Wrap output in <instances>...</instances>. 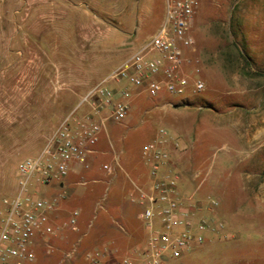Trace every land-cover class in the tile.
<instances>
[{
  "label": "rangeland",
  "instance_id": "374dc122",
  "mask_svg": "<svg viewBox=\"0 0 264 264\" xmlns=\"http://www.w3.org/2000/svg\"><path fill=\"white\" fill-rule=\"evenodd\" d=\"M165 11V0H0V220L3 200L18 192L20 162L38 154L63 119L82 115L89 89L151 39ZM192 34L187 91L132 93L127 118L108 120L98 142L102 163L117 169L119 159V177L76 188L96 191L93 224L109 219L148 238L142 205L123 199L127 218L117 222L106 209L130 185L125 170L139 183L141 170L149 172L142 148L165 128L180 137L200 215L226 228L163 264H264V0H202ZM197 79L201 92L192 88ZM212 198L220 202L214 210ZM57 240L61 250L38 243L36 260L22 264H60L73 239Z\"/></svg>",
  "mask_w": 264,
  "mask_h": 264
},
{
  "label": "built area",
  "instance_id": "2783aa9c",
  "mask_svg": "<svg viewBox=\"0 0 264 264\" xmlns=\"http://www.w3.org/2000/svg\"><path fill=\"white\" fill-rule=\"evenodd\" d=\"M201 1L165 0L164 21L151 39L89 89L78 106V109L84 106L81 116L73 112L63 119L41 151L20 162L18 192L3 200L0 264L33 262L37 258L34 246L38 243H46L47 252L53 253L57 247L51 239L66 228L79 232L80 210H73L61 224L54 223L50 214L58 208L64 195L46 196L42 189L67 178L77 164L89 167V156L96 153L107 121L127 118L131 110V86L138 94L147 92L152 97L166 93L182 95L187 91L189 77L185 64L187 52L195 44L192 31ZM205 87L202 79L192 85L194 92H201ZM159 133L142 148L152 179L150 185L144 188L133 182L137 193V198H133L143 205L140 217L149 229L148 248L139 252V257L125 256L121 264H163L205 242L208 233L226 228L225 222L207 220L199 214L202 207L194 194H182L180 172L173 166L167 149L168 144L173 142L178 147L179 142L165 128H160ZM104 169L109 173L114 171L110 164H105ZM219 203L212 198L208 207L214 210ZM81 241L80 238L78 242ZM77 245L76 242L63 252L60 264L80 255ZM103 256L100 250L83 253L87 264H104Z\"/></svg>",
  "mask_w": 264,
  "mask_h": 264
},
{
  "label": "crops",
  "instance_id": "0c3cea01",
  "mask_svg": "<svg viewBox=\"0 0 264 264\" xmlns=\"http://www.w3.org/2000/svg\"><path fill=\"white\" fill-rule=\"evenodd\" d=\"M131 90L136 94L137 97L141 95L140 93L138 94L136 88L132 86ZM163 96H165V94ZM171 135L179 142L178 147L175 146L173 142L167 145V149L171 153L172 164L180 172L181 177L179 181V188L182 194L190 195L188 192H190L192 188L191 181L192 179H195V177L191 178L188 176L185 172L186 166L182 165L183 160L186 161L187 156L181 148L180 137L176 134ZM153 137L154 135L152 138ZM96 148V153L89 156V167L78 164L75 165L71 174L67 178L61 182L44 187L42 189V194L50 197L60 196L61 194L64 195L59 201L58 208L50 214L51 220L56 224H61L62 221L70 216L73 210H80V215L78 218L79 232H72L69 228H66L55 238L56 240L58 239V242L60 241L65 244L70 243V240L73 239L71 246L80 238L82 239L80 242L82 243V251L80 252L81 258L77 264H87V261L83 257V253L89 250L102 251L104 253V264H121L122 259L125 256L133 255L134 257H139V252H144L147 250L149 235L148 238L144 239L135 237L129 232L119 231L118 229L114 228V225L109 221V219L105 218L98 222V224L92 223V220L89 218V214L92 205L96 204V201L94 200L96 191L92 190L93 193L91 191L89 194V192L78 190L76 186H83L86 184L88 185L90 182H104V178L107 177L109 178L108 182L110 183L115 178L119 177V169H122L121 165H119V168L117 169L114 167V171L112 173L106 171L104 169V165L110 164V162L102 163V159L100 158V156L105 154L106 151H104L101 146L98 147V145ZM124 173L130 180V185L126 184L124 185L125 187H123L120 191L114 193L110 207L108 206V209H106L108 213H111L110 216L112 215V218H127L126 209L123 205L125 198L130 199L132 203H139L136 199H134L137 198V193L135 192L133 182L144 188H147L152 181L150 172L144 174L141 170L139 174L141 181L140 183L132 179L130 173H128L126 170ZM82 180L86 181V183H81ZM198 203L202 202L198 201ZM139 205L142 204L139 203ZM201 210L199 214L201 213ZM114 221L117 222L116 219H114ZM146 229L149 232L147 226ZM57 249L61 250L62 247H58Z\"/></svg>",
  "mask_w": 264,
  "mask_h": 264
},
{
  "label": "water",
  "instance_id": "95a60500",
  "mask_svg": "<svg viewBox=\"0 0 264 264\" xmlns=\"http://www.w3.org/2000/svg\"><path fill=\"white\" fill-rule=\"evenodd\" d=\"M164 259H167V257L164 256Z\"/></svg>",
  "mask_w": 264,
  "mask_h": 264
}]
</instances>
